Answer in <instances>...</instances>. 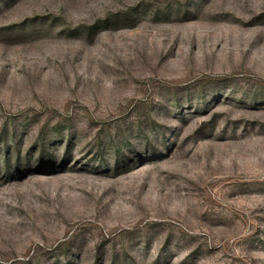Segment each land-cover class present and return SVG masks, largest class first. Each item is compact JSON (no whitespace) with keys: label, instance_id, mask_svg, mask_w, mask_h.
Returning a JSON list of instances; mask_svg holds the SVG:
<instances>
[{"label":"rangeland","instance_id":"1","mask_svg":"<svg viewBox=\"0 0 264 264\" xmlns=\"http://www.w3.org/2000/svg\"><path fill=\"white\" fill-rule=\"evenodd\" d=\"M0 264H264V0H0Z\"/></svg>","mask_w":264,"mask_h":264}]
</instances>
